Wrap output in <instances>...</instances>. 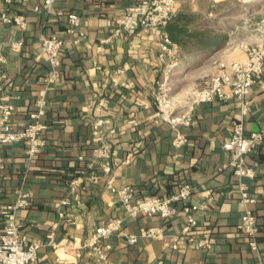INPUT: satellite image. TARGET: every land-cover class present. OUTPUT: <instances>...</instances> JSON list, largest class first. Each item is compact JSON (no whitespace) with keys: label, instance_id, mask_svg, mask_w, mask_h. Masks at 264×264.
<instances>
[{"label":"crops","instance_id":"0c3cea01","mask_svg":"<svg viewBox=\"0 0 264 264\" xmlns=\"http://www.w3.org/2000/svg\"><path fill=\"white\" fill-rule=\"evenodd\" d=\"M139 0H59L54 9L80 14L87 33L74 42L67 32L66 15L36 9L43 0H0V11L25 13L26 26L0 24V101L15 105L12 125L22 129L36 111L43 88L46 91L48 125L42 152L31 159L26 144L13 141L3 145L6 167L2 173V202H12L19 190L32 193L28 208L18 212V224L26 242L41 243L31 264H256L264 261V136L246 155L254 176L240 179L255 202L259 225L258 247H249L236 228L245 208L238 196V177L230 167L218 170L230 155L223 142L230 136L231 122L239 116V101L212 99L199 103L191 126L184 128L188 141L172 143L173 131L157 114L151 90L164 74L158 43L161 28H138L113 35L117 19L128 6ZM178 4V2L176 3ZM178 8H175L176 12ZM225 34L219 46H204L195 41L179 44L178 59L170 75L171 94L181 105L191 89L203 86L221 63L241 59L251 38ZM59 34L66 44L60 52L58 81L46 87L44 76L50 67L41 52L43 34ZM112 36V40H105ZM22 38L20 50L13 40ZM264 66V65H263ZM250 109L245 114V132L264 129V68L250 87ZM102 117L113 142L114 183L131 184L138 199L171 193L182 181L194 186L191 201L213 195L206 210L196 211V237H207L210 244L194 246L180 241L172 247L171 235L180 232L185 222L180 208L168 218L158 215L127 216L117 195L106 187L107 175L97 164L90 166L93 122ZM80 154L84 159L78 158ZM99 179H91L92 173ZM73 179H78L72 184ZM67 198L68 203H62ZM64 211V212H63ZM63 212V214H61ZM124 217V229L137 232L150 224L165 228L162 239L138 237L129 243L115 234L107 260L98 261L86 241L98 225L110 217Z\"/></svg>","mask_w":264,"mask_h":264},{"label":"built area","instance_id":"2783aa9c","mask_svg":"<svg viewBox=\"0 0 264 264\" xmlns=\"http://www.w3.org/2000/svg\"><path fill=\"white\" fill-rule=\"evenodd\" d=\"M59 0H43L37 10L43 8L46 11H55L66 15L67 32L75 35L74 42H79L80 38L87 35L82 29L80 14L76 11L65 12L63 9H54V3ZM176 0H139L128 6L125 13L116 21L113 35L122 32L133 31L138 28H161L160 41L158 43V54L164 63V74L152 87L151 94L156 104L159 119L165 121L173 131L172 143L181 146L188 141V135L184 128L191 126L193 112L197 104L208 102L212 99L225 100L234 98L239 101V116L231 122L230 136L223 142V148L229 152V159L217 166L218 170L230 167L238 177L239 200L245 205L240 213L236 228L243 235H247L249 246L256 250L258 247L257 234L259 225L255 213L249 203L255 202V197L251 194L241 177L254 176L255 170L246 161V155L254 148L264 136V129L251 130L245 132L244 116L250 109L248 93L251 85L261 75L264 68V30L260 39L255 43L245 44L246 55L241 59H231L221 63L218 72L209 76L203 86L194 87L185 99L184 105L171 94L170 75L172 67L178 59L179 44L172 40L165 31V25L171 19L175 11ZM27 19L25 13H10L9 10L0 11L1 23H15L22 27L26 26ZM41 52L45 54L50 63L48 71L45 73L44 81L46 87L58 81L60 74L59 57L61 50L66 44L65 38L59 34H43L41 36ZM112 40L109 36L105 42ZM24 44L22 38L13 40L12 48L20 50ZM0 51V59H2ZM0 89L2 85L0 84ZM47 97L45 88L37 100V110L31 113V119L22 129H17L12 125V115L15 105L11 101H0V197L2 195V173L6 167V160L2 154L3 145L13 141H22L26 144V154L30 159L43 151L46 142L44 131L48 125L43 121L42 116L46 112ZM92 147L90 166L97 164L103 174L107 175L106 187L115 193L124 207L127 216L158 215L165 219L176 213L178 208L185 216V222L180 232L171 235L172 247H177L181 240L194 246H207L210 241L207 237H195L193 231L198 223L196 211L205 210L211 203L213 195L203 199L191 201L190 197L194 186L182 181L177 185V189L164 196L153 195L147 198L138 199L135 197V188L131 184L117 185L114 183L113 167L115 164L113 156V142L109 139L106 120L98 117L93 122ZM78 158L84 159L80 154ZM100 175L92 173L91 179L97 181ZM78 179H73L75 184ZM12 202L0 201V264H31L38 256L41 243L32 240L26 242L21 234L18 224V212L20 209L28 208L31 203L32 193L19 190ZM62 203H68V199H63ZM64 212V211H63ZM61 212V214H63ZM124 217H110L106 222L98 225L93 234L86 241L95 253L97 260L104 262L107 260L109 250L112 248L111 237L118 234L128 240L129 243L137 241L138 237H151L162 239L166 231L163 226L150 224L140 226L137 232L129 233L124 229ZM256 264H264L262 259H258Z\"/></svg>","mask_w":264,"mask_h":264},{"label":"rangeland","instance_id":"374dc122","mask_svg":"<svg viewBox=\"0 0 264 264\" xmlns=\"http://www.w3.org/2000/svg\"><path fill=\"white\" fill-rule=\"evenodd\" d=\"M175 8L190 14V26L251 38L264 30V0H176Z\"/></svg>","mask_w":264,"mask_h":264},{"label":"trees","instance_id":"16d2710c","mask_svg":"<svg viewBox=\"0 0 264 264\" xmlns=\"http://www.w3.org/2000/svg\"><path fill=\"white\" fill-rule=\"evenodd\" d=\"M191 20L192 17L190 14H187L183 12L181 9H178L176 12L172 14L171 19L165 25V31L167 35H169V37L172 40H175L177 43L180 44L181 43L185 44L193 40L198 44L204 46H219L224 42L226 38L225 34H215V33H211L208 30H204L196 27H189L190 25L189 22ZM252 209L254 211L253 207ZM244 236L248 243L247 235Z\"/></svg>","mask_w":264,"mask_h":264}]
</instances>
